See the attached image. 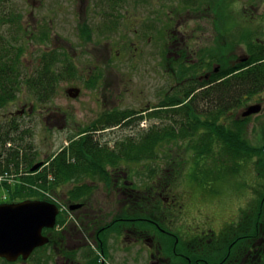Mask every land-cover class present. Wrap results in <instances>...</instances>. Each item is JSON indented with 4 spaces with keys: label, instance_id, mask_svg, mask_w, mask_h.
I'll list each match as a JSON object with an SVG mask.
<instances>
[{
    "label": "flooded vegetation",
    "instance_id": "obj_1",
    "mask_svg": "<svg viewBox=\"0 0 264 264\" xmlns=\"http://www.w3.org/2000/svg\"><path fill=\"white\" fill-rule=\"evenodd\" d=\"M216 1L214 0L213 6H215ZM181 2L188 5L187 11L196 8V12H202L203 3L201 0H181ZM261 2L264 3V0ZM93 7L95 9L100 8L94 16L99 14L105 17L107 22L87 20L86 15H84L86 18L80 24L78 31L79 34L82 31L84 33L79 36V40H83L85 36L92 40L91 36L98 34L101 36L112 35V38L105 43L104 49H100L103 45L91 44L92 47L96 48L95 51L90 52V60L94 61V64H85L80 69L76 65L71 68L72 73L67 78H74V80L83 78L84 88L86 87L88 90L97 89L88 91L90 95L87 96V100L80 103L88 116L76 115L75 127L69 128V132L74 133L75 136L68 135L70 137H68L66 146L62 147L59 152L68 148L72 142L78 141L77 143H82L91 149L99 148L97 151L105 152L104 155L106 156L101 160L104 165L101 166V171L96 169L99 166L98 163L89 162L92 159L91 153L88 154L89 161L86 162L87 166L91 167L87 169L82 167L71 155L67 156L69 159L67 160L74 163L75 167H81L78 176L69 181H77L79 185L74 189L70 188L69 191L72 194L78 190L81 192L75 199L69 196L68 191L65 192L64 199L58 196L57 202L60 205V210L56 217L55 226L52 229L42 230V234L48 238V243L36 249L43 250L49 246L47 251L49 260L56 258L60 261V263L56 262L55 264H136L135 259H139V255L142 257L141 250L145 251L147 264H261L260 242L257 239L253 238L254 242L251 241L253 242L251 246L246 248L243 247L244 237L221 242L202 240V237L215 236L222 231L211 228L209 222L202 224L205 227L201 232H192L191 235H186L189 231L183 226H188V218L183 214L184 201L182 197L184 194L182 191L172 194L171 183L165 184L162 175L156 178L154 185L149 189L142 191V185H140L141 189L137 190V188L132 187L129 179L131 173H142V162L138 165L140 171L138 169L136 171L131 170L130 165L123 166L128 161L119 160L125 146L136 142L134 138L136 134H132V131H142V114L146 116L147 113L160 108H170L174 113H178V106L181 104H177L176 92L180 93L194 88V91L201 92L212 88L215 83L219 82H212L215 79V77L213 79V74H217L223 68L226 69V55L231 53V50L224 47V43L223 45L220 43L224 37L216 31H212L210 34L206 33L204 17L197 20L201 25L193 24L195 21L191 17L193 28L189 32L182 22L183 19L172 23L171 31L168 34L171 43L168 49L164 51L168 55H165L168 58L165 61L171 65L169 73L173 81L170 80V88L163 94V97L166 102L176 101V103L162 107L158 106L159 103L154 107L147 102L142 107V87L134 80L136 92L132 90L130 82V78H134L130 71L135 76L141 74L142 78V48L136 36L142 34L137 28L142 27V10L139 12V19L130 28L123 23L124 16L128 13L129 0H96ZM211 7L212 5L208 6L209 9ZM118 9L120 13L117 12ZM171 11L173 10L170 9L168 14ZM222 17L223 15L211 16V21L214 19L213 23L220 24ZM94 19L97 18L94 17ZM130 31L134 35L133 42L129 41L127 36ZM238 61L239 64L245 63V59L243 60L241 56H235L232 59L234 64ZM66 65L67 63L63 67H68ZM236 66L238 65L232 69H235ZM103 82H105V86L100 88ZM69 89H79L78 95L74 98L71 97L68 94ZM69 89L66 90V96L71 100L80 99V96L84 95V92L81 91L84 90L83 87L81 90L77 86ZM89 100H91L90 106L87 107ZM183 104L185 103L183 102ZM260 106L261 108L257 113L263 111L261 104ZM50 109L46 107L40 109L34 105L22 106L11 115L9 114V119L28 117L39 112L42 116V124L49 126V122L46 120L52 119L54 121L59 115V118L62 119L59 130L66 129L65 118L67 114L57 111L51 112ZM6 126L15 128V122ZM139 140H142V136ZM139 142L136 143L139 144ZM38 154L34 150L29 153L32 162ZM115 154L119 160H117L118 163H114ZM46 156L47 154H44V160L39 159L35 163H41V166L33 172H44L50 162V158L45 159ZM82 185L85 188H81ZM99 190L104 197L107 196L106 200L107 202L110 201V205H102L101 207L97 205L95 208H91L93 193H97ZM159 201L161 208H165L167 214L172 215L176 223L179 222L176 226H173L174 220L171 218L169 220H166V217L160 219L162 210L157 211ZM151 211L153 212L152 218L166 223L168 229H162L159 226L160 222L142 218V213L149 214ZM241 213L231 222H224L222 227L236 226L242 218ZM59 217L63 220L58 221ZM142 222H147L148 225L143 227ZM178 230L181 231L180 234H177ZM72 232L76 238L80 237L79 240H76L77 243L71 244ZM130 248H136L137 250L134 252L137 253L131 254ZM168 248L171 250L168 251ZM18 261L22 260L17 259L8 263L15 264Z\"/></svg>",
    "mask_w": 264,
    "mask_h": 264
},
{
    "label": "rangeland",
    "instance_id": "obj_2",
    "mask_svg": "<svg viewBox=\"0 0 264 264\" xmlns=\"http://www.w3.org/2000/svg\"><path fill=\"white\" fill-rule=\"evenodd\" d=\"M96 0H5L4 11L12 14L10 19L12 23L6 27L14 32V38L18 45L24 44V57L23 61L29 66L37 65L40 58H44L53 54L61 61V66L65 63H70L75 67L91 63L90 52L95 51L96 48L91 44L103 45L112 38V35H94L91 36L92 40L83 37V40H79L82 33L79 34V26L84 22L85 18L88 20H94L96 22H107V19L99 14L94 16L99 11L98 8H94L93 4ZM129 0L128 13L125 14L126 26L132 28L133 24L139 19V12L142 10V27H137L142 34L136 35L140 47L142 48V78L141 74L136 76L132 71L131 75L134 78H130L131 88L136 91L134 86V80L138 82L142 87V107L144 104L158 105L164 101L163 94L170 88L169 68L171 65L166 61L167 53L164 51L168 49L171 43V38L168 35L171 31L172 23L178 21L184 22L185 28L189 32L193 25L191 24V17L194 18L193 24H200L198 19L205 18V32L210 34L212 31L220 33L223 40L220 43L224 47L231 50V53H227L225 63L226 68L232 69L235 65H239V61L234 64L232 59L235 56H241L244 60L249 58V55L254 51L259 52L257 47L264 46V3L261 0H217L214 4V0H201L203 3L202 12H196V8H191L187 11V6L182 4L181 0ZM212 5L211 9L208 8ZM142 8V9H141ZM172 9L169 14L168 12ZM209 10V11H208ZM120 13L119 9L117 11ZM86 15V17L84 16ZM222 16V22L213 23L211 16ZM97 19H94V17ZM130 17V20H129ZM133 18H136L133 20ZM215 18V17H214ZM201 25V24H200ZM122 29V28H121ZM43 32H46L44 34ZM44 34V35H43ZM91 35V34H89ZM88 35V36H89ZM87 36V37H88ZM129 41L133 42L134 35L130 31L127 34ZM94 38V39H93ZM252 46L251 44H254ZM232 44V46H230ZM129 46V45H128ZM164 52V53H162ZM166 60V61H165ZM56 63V67L57 66ZM234 65V66H233ZM233 66V67H231ZM241 66V65H239ZM133 67V66H132ZM141 68V67H139ZM241 67H235V72H238ZM132 70V68H131ZM167 71V72H166ZM140 76V77H139ZM83 78H72L71 81H61L57 87L56 94L50 103L41 104L36 103L31 97L30 92L23 88L18 93L16 99L13 102L8 103L4 107H0V158L6 157V154H10L19 150L20 147L25 148L26 158L29 157V153L32 150L39 154L35 158L32 164L34 165L38 160H44V154H47L46 160L56 155L61 151L62 147H65L68 142L69 128L73 129L76 115L88 116L87 112L82 108L81 102L87 100V96L90 95L86 87ZM106 81V78L104 79ZM105 86L103 82L100 88ZM79 87L83 96L80 99L71 100L67 98V89L71 87ZM171 98V97H170ZM170 98H167L168 100ZM90 101L87 107L90 106ZM200 104L197 100L193 103ZM260 103L263 107V111L257 113V115L248 116L244 123V131L247 134V139L251 144L259 147H264V91L256 94L252 97L242 98L241 102L231 109H226L225 116L222 118L224 125L233 126L237 123L240 112L245 110L249 105H255ZM34 105L37 108L43 107L51 108L52 111L59 113H66L65 123L66 129H61L60 124L62 119L59 115L53 121L49 122V126H44L42 123L41 115L39 112L33 113L31 116L17 117L13 120L9 119L11 115L17 109L22 106ZM142 131L133 130L132 134L135 135V141L139 142L142 132L150 128L151 126L158 125L161 128L165 127L169 123L168 120L161 118H154L151 115L145 116L142 114ZM84 121V120H83ZM15 122V128L7 127L9 123ZM83 123V122H82ZM31 125V126H30ZM50 125H52L50 127ZM3 126V127H2ZM2 127V129H1ZM8 132L9 137L16 135L15 141L3 142L4 133ZM72 136L74 135L71 134ZM19 136V138H18ZM75 136V135H74ZM21 145L20 147L18 145ZM165 146L159 148L156 161H133L123 164L124 167L130 165L131 170L138 169V165L142 162V173H131L130 181L132 187L141 189L142 191L149 189L154 185V181L159 173L164 177L163 182L171 183L173 186L172 194L181 192L183 195V207L184 215L188 218V226H183L184 229L192 232H201L203 230V223L209 222L211 228L220 230L224 222H231L236 219L241 213L242 216H248L247 213L252 207L251 205L256 202L264 192V180L260 179L257 175H254V168L252 163L253 158L238 161L232 156V160L226 158L227 156L219 155L220 160L203 162L207 166L200 168L199 165L192 169L190 167L183 166L181 139H177L162 143ZM30 148V149H29ZM23 153H19L23 156ZM173 157V160L169 158ZM193 157V154L190 156ZM215 158V156H210ZM30 158V157H29ZM226 158V159H225ZM168 159L171 161L170 163ZM264 159V157H263ZM182 160V162H179ZM250 164V165H248ZM155 170V173L151 175L150 170ZM180 170V177L177 181L172 182L168 180V176L172 171L178 172ZM208 169V171H207ZM140 171V169H138ZM13 179V178H12ZM194 180H199V185ZM11 187L14 186L15 180L7 181ZM164 184V185H165ZM79 183L77 181L65 183L61 188L55 190H48V197L58 199L60 196L62 199L65 197V192L70 188H75ZM84 185V184H83ZM82 185V186H83ZM170 186V188H171ZM139 187V188H138ZM4 194V191L0 189V197ZM166 194V192H165ZM106 197L97 191L93 193L91 200V208H95L97 205H110V201L107 202ZM1 202V199H0ZM78 202V201H77ZM249 204V206H248ZM117 207L115 206V209ZM176 213V210H175ZM173 213V214H175ZM167 215L165 208L161 211V218ZM171 220H174L172 215ZM182 218V214H181ZM195 219V220H193ZM180 221V220H179ZM182 221V220H181ZM176 226L178 223L173 221ZM186 225V224H185ZM210 227V226H209ZM71 244L77 243L74 232L71 233ZM66 240V239H65ZM264 246V245H263ZM117 247V246H115ZM118 248V247H117ZM49 246H46L43 250L36 249L26 261H18L15 264H55L60 263L56 258L47 256ZM136 248H130V253H137ZM140 251V250H139ZM142 251V250H141ZM142 257L139 255V259H135L136 264H147L145 257V251H142ZM120 256L122 254L120 253ZM0 264H10L0 261Z\"/></svg>",
    "mask_w": 264,
    "mask_h": 264
},
{
    "label": "trees",
    "instance_id": "obj_3",
    "mask_svg": "<svg viewBox=\"0 0 264 264\" xmlns=\"http://www.w3.org/2000/svg\"><path fill=\"white\" fill-rule=\"evenodd\" d=\"M4 3L5 0H0V107L13 102L23 88L30 92L36 103H47L53 99L61 81L72 80V78L67 77L71 75L73 66L67 63L66 66L68 67L64 68L60 65L61 61L57 63L58 58L55 55L49 54L45 58L42 56L37 65L28 67L23 61L25 45H18L13 30L9 28L6 30V27L12 23L10 19L13 15L4 11L2 7L5 6ZM43 33L46 34V32ZM251 45L254 46L255 43ZM257 48L259 52L254 51L245 60V63L236 66L241 67L238 72H235L234 69L223 68L217 74H213V79L214 77L215 79L212 82H219L215 83L212 88L201 92L194 91L195 88L180 93L176 92L177 104H181L178 106V113H174L170 108L154 109L148 113L154 118L163 117L169 123L163 128L158 125L147 128L142 132V140L139 144L135 142L125 146L119 160L124 159L128 162L140 161L141 159L142 161H156L159 148L165 146L162 143L177 138L181 139L183 166L187 168L192 165V169L199 170L196 166L199 165L200 168L207 166L208 163L203 164L202 161H213L216 165L221 154L227 156V160H232V156L238 161L253 158L251 164L254 168V175L264 180V147H257L247 139V134L244 131V123L247 118L239 117L233 126L224 125L222 121L226 109L235 107L242 98L252 97L264 91V46L261 45ZM56 63L58 67H56ZM186 99L187 101H185ZM195 100L200 104L193 105ZM175 103L176 101H162L158 106H170L175 105ZM8 135V132L4 133L3 142H14L15 137L17 138L16 135H12V137ZM77 142H72L68 148H64L62 152L52 156L44 172L41 173L30 172V168L33 166L32 161L29 157L24 156L26 147H20V144L18 145L19 150L14 151L13 154H6L3 159L0 158V173H9L15 183L17 182L13 187L7 181L0 182V189L4 191L5 201L19 202L36 199L50 202L51 200L46 196L47 191L61 188L72 178L77 177L81 171V167H75L74 163L68 161V155L74 157L82 167L87 169L91 167L87 166L86 163L89 161V153H91L92 159L89 162L98 163L99 166L96 169L101 171V166L104 165L101 160L106 156L104 155L105 152L97 151L99 148L91 149ZM18 151L19 153L24 152L23 156L18 155ZM192 154L193 157H190ZM210 156H215V158ZM169 159L173 160V157ZM169 159L167 163L171 162ZM114 160V163L118 160L116 154ZM150 173L153 175L155 170H150ZM160 175L159 173L156 178ZM179 177L180 170L178 169V172L172 171L168 179L175 182ZM194 181L201 185L199 180ZM81 188H85V186ZM172 190L173 186H171ZM79 192L81 190L72 194L68 190L72 199L78 197ZM56 205L60 207L58 203ZM251 206L247 213L249 215L253 212L251 216L239 217L240 221L236 226L222 227V231L218 235L202 237V240L221 242L244 237L243 247L246 248L251 246L254 239H257L260 242L261 264H264V192ZM159 210H162L160 201L157 207L158 212ZM151 214H153L152 211L149 214L142 213V218L160 222L159 226L162 229H168L166 223H162L159 219L154 220ZM170 216L168 213L164 217L169 220ZM60 220L63 219L59 217L58 221ZM139 223L137 224L139 225ZM147 225V222H142L143 227ZM180 233L181 231L178 230L177 234ZM167 250L170 251L171 248ZM0 261L7 263L2 259Z\"/></svg>",
    "mask_w": 264,
    "mask_h": 264
},
{
    "label": "water",
    "instance_id": "obj_4",
    "mask_svg": "<svg viewBox=\"0 0 264 264\" xmlns=\"http://www.w3.org/2000/svg\"><path fill=\"white\" fill-rule=\"evenodd\" d=\"M79 89H69L68 94L76 97ZM260 104L249 105L240 112L247 118L257 114ZM41 163L30 168L35 171ZM72 208V207H71ZM59 213L57 205L44 200H23L0 203V259L14 262L26 261L32 252L48 243L42 234L43 229H52Z\"/></svg>",
    "mask_w": 264,
    "mask_h": 264
},
{
    "label": "built area",
    "instance_id": "obj_5",
    "mask_svg": "<svg viewBox=\"0 0 264 264\" xmlns=\"http://www.w3.org/2000/svg\"><path fill=\"white\" fill-rule=\"evenodd\" d=\"M5 180L11 181L12 180V176L9 175L8 173L0 174V182L5 181ZM53 200H55V199H53Z\"/></svg>",
    "mask_w": 264,
    "mask_h": 264
}]
</instances>
